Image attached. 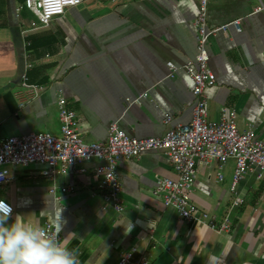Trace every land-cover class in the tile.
I'll use <instances>...</instances> for the list:
<instances>
[{
    "label": "crops",
    "instance_id": "0c3cea01",
    "mask_svg": "<svg viewBox=\"0 0 264 264\" xmlns=\"http://www.w3.org/2000/svg\"><path fill=\"white\" fill-rule=\"evenodd\" d=\"M262 2L208 0L210 27L239 18L241 29L230 25L210 37L216 81L206 94L212 121L221 120L222 106L235 108L238 128L264 137V11H256ZM197 13L198 0H87L42 24L24 0H0V135H60L61 96L76 110L87 142L106 140L114 121L139 137L190 122L195 97L184 65L197 51ZM168 60L179 66L172 76ZM101 164L92 159L85 174L70 169L53 178L40 163L11 166L0 198L12 204V219L62 225L61 243L78 251L80 264H118L131 245L150 264H264V180L257 169L232 190L234 159L222 179L216 165H199L192 197L216 227L228 222L220 231L183 219L154 194L159 177L177 178L164 150L119 160L123 212L90 182ZM237 196L242 201L234 205Z\"/></svg>",
    "mask_w": 264,
    "mask_h": 264
},
{
    "label": "built area",
    "instance_id": "2783aa9c",
    "mask_svg": "<svg viewBox=\"0 0 264 264\" xmlns=\"http://www.w3.org/2000/svg\"><path fill=\"white\" fill-rule=\"evenodd\" d=\"M84 1L87 0H25L24 5L35 13L40 23L48 24L53 17L63 14L67 7ZM256 11H264V2L256 7ZM207 15L208 0H198V13L193 20L198 33L197 51L184 65L193 80L192 92L195 97L190 122L176 124L160 136L139 137L128 134L114 121L110 124L106 140L87 142L76 128V110L67 107L66 98L61 96L57 102L61 121L60 135L42 131L0 135V184H7L13 179L10 167L15 165L40 163L44 165L43 173L53 178L70 169L85 174L88 161L103 160L104 164L95 168L90 182L101 190L102 198L109 206L117 212H123L126 206L121 196L122 182L116 171L119 160L140 156L149 150H164L173 164L177 178L159 177L154 194L163 199L165 206L174 207L183 219L196 221L212 229L226 230L229 227L226 220L216 227L209 213L193 200L198 167L214 164L219 179H222L224 166L229 159H234L232 190L253 169H257L258 176L264 180V137L258 136L251 129L240 130L236 123L235 108L222 106L220 121H212L209 117L206 89L216 81V74L209 63L208 41L218 32L226 31L230 25L237 30L241 28L239 18L221 26L210 27ZM167 66L170 69L169 76L179 69L172 60L167 61ZM23 80L25 84L28 83L26 73ZM172 118V115H167L166 122ZM0 200L11 205L14 210L7 200ZM241 201L242 198L237 196L233 203L238 205ZM56 228L57 224L52 221H46L39 227L46 235L55 232ZM57 238L61 242L60 232ZM138 250L137 245L124 249L118 264H150L144 252L139 258L135 257Z\"/></svg>",
    "mask_w": 264,
    "mask_h": 264
},
{
    "label": "clouds",
    "instance_id": "9594fccd",
    "mask_svg": "<svg viewBox=\"0 0 264 264\" xmlns=\"http://www.w3.org/2000/svg\"><path fill=\"white\" fill-rule=\"evenodd\" d=\"M12 215L11 205L0 200V264H80L78 251L57 238L62 225L46 235Z\"/></svg>",
    "mask_w": 264,
    "mask_h": 264
},
{
    "label": "trees",
    "instance_id": "16d2710c",
    "mask_svg": "<svg viewBox=\"0 0 264 264\" xmlns=\"http://www.w3.org/2000/svg\"><path fill=\"white\" fill-rule=\"evenodd\" d=\"M25 1V0H24Z\"/></svg>",
    "mask_w": 264,
    "mask_h": 264
}]
</instances>
